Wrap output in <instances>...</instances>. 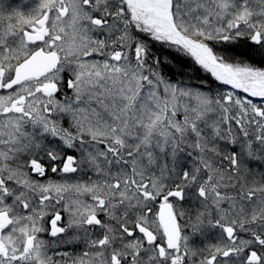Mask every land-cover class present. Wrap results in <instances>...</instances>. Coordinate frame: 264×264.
Masks as SVG:
<instances>
[{
  "label": "flooded vegetation",
  "instance_id": "flooded-vegetation-1",
  "mask_svg": "<svg viewBox=\"0 0 264 264\" xmlns=\"http://www.w3.org/2000/svg\"><path fill=\"white\" fill-rule=\"evenodd\" d=\"M118 18V0H0V264L201 262V255L196 253L190 261L184 249L170 247L166 238L155 237L148 243L137 236V219L149 222L152 230L161 203L169 199H159L153 210L146 207L136 211L135 207V226L132 224L127 233L123 228L113 233L91 224L86 219L88 214L84 216L85 210L92 208L97 210L92 215L101 217L102 222L104 204L109 200L104 197V187L109 183L96 181L103 176L100 165L93 166L90 173L86 154L94 139L83 120L89 106L104 107L100 102L104 87H125L120 85L116 69L125 54L117 58V50L108 55L91 51L97 38L107 41L106 35L115 30ZM242 30L236 23L233 32ZM253 35L251 41L255 43ZM52 55L57 61L53 67ZM33 57L38 58L40 67L34 74L25 75L20 67ZM134 63L129 59V65ZM88 95H93L94 103L88 102ZM262 112H256L260 115L256 155H251L241 171H233L229 153L232 145L223 141L215 143L213 170L208 171L211 167L204 165L202 172H209L211 183L221 187L222 193L229 192L228 197L235 196L244 204L254 197L260 200V218L264 220ZM102 152L98 150V155ZM250 168L259 172L256 195L243 179L239 180ZM218 199L219 195L213 198ZM186 202L190 205L193 200H185L183 195L181 207ZM113 204L120 209L121 202ZM198 208L200 211L199 203ZM213 215L209 236L216 257L211 264L230 254L236 264H264L263 223L251 229L255 234L238 230L234 234L232 228L228 229L231 241L240 244L232 246L234 252L222 253L216 243L219 237L228 239L224 235L227 228L217 225V209ZM236 253L239 255L234 256Z\"/></svg>",
  "mask_w": 264,
  "mask_h": 264
},
{
  "label": "trees",
  "instance_id": "trees-1",
  "mask_svg": "<svg viewBox=\"0 0 264 264\" xmlns=\"http://www.w3.org/2000/svg\"><path fill=\"white\" fill-rule=\"evenodd\" d=\"M187 1L189 2V12L186 17L194 19L196 16L197 22H201V26H207L210 22L211 33L197 37L185 31L179 24L178 15L182 0H174V15L181 31L210 46L221 61L231 65L230 59L240 71L244 66L264 71V0ZM118 2L119 22L117 27H114L115 30L111 31V34L109 32L106 35L108 36L107 41H99L98 38L94 40L91 51L103 52L108 55L117 50L125 55H132L136 67L144 73L146 79L140 92L142 93L150 88L149 90H151L155 99L154 104L162 105L168 114L164 117L162 112L164 123L153 125L147 132L146 140L148 139L151 144V147H148L149 155L141 149L140 143L135 144V147L128 146L125 158L131 162L126 163L127 168L119 174L120 178L116 174V178L113 177L116 170H112L114 156L111 154L104 155L101 153L99 159L96 160L98 155L87 153V161L89 154L88 166L90 173L92 168L95 169L91 164L98 163L103 176L96 178V181L114 182L115 186L119 185L120 187L116 189V195L122 198L129 194L130 188L140 187L143 182H147L149 185V183L153 182L154 184L161 181L162 174H166L165 179L167 178L172 182L170 185L173 183L176 185L178 181L181 184H186L185 186L189 187L190 192L188 196H192V198L198 195L196 188L204 186L207 194L201 197L202 210H195L194 212L198 217L210 218L215 211L213 197L217 195L218 190L211 187L209 175H207L209 172H202V166L207 165L206 160L209 159L210 150H212L206 143L207 139L212 137L218 142L219 140L229 142L232 145V151L229 152L231 153L230 158L235 160L237 167L240 169L247 159L245 154L247 145L252 147L254 143L251 139L256 142L258 138L257 124L255 123L258 102L243 92L216 81L210 72L195 61L185 47L181 44L177 45V43L160 40L153 25L147 26L143 22L134 20L124 0H118ZM230 3L235 4L236 7L227 10ZM192 8L200 12L199 15H202V17L192 15V10H190ZM211 23L218 25L219 29L212 31ZM236 23L243 28L244 33L242 31L239 33L233 32ZM253 31L261 33L260 44L252 43ZM225 36L230 37V40H225ZM116 46L118 48L115 49ZM220 54L228 59L225 57L221 59ZM137 68L133 67L134 70ZM238 68L234 67L235 70ZM121 72L124 74L125 71ZM127 74H130V72L126 71L122 79L125 85H128L130 79ZM120 78H122V75H120ZM179 88L184 90L182 91ZM198 95H200V99H198ZM177 102L179 103L178 106L184 107L183 113L177 110ZM259 106L264 109V103L259 104ZM98 111H100L98 117L102 116L104 107L98 108ZM85 115L91 117L89 110ZM104 116L106 115L104 114ZM170 117L174 119L175 124L180 129L184 128L182 130L184 133H177L170 124ZM247 138H249V142ZM107 144H111V142ZM250 154L256 155V153ZM178 157L184 162L176 163L175 159ZM135 158H140L143 165L135 164L133 161ZM210 159L209 162L213 160V158L211 161ZM176 164L179 166L177 167ZM134 165L142 170L145 168L146 174L143 173L145 174L143 176H140L142 174L130 175L136 172ZM212 170L213 168L208 169L210 172ZM233 170L235 169L233 168ZM108 175L111 178L107 177ZM239 180H242L241 177ZM107 188L108 185H105L104 189ZM174 188L177 189L179 186L177 185ZM170 189L171 187L168 190ZM130 191L136 192L135 190ZM142 192L139 190L137 193L143 196L144 193ZM256 192L257 190H254L253 193L256 195ZM104 195H107L105 190ZM125 204L127 202L121 204V206H125ZM227 207L230 210L234 209L240 212L238 218L246 222L244 212L247 209L244 202L236 199L235 203L229 202ZM121 211L126 210L121 208ZM194 212H190V214L194 215ZM119 216H121V220L126 218L122 217L123 212H120ZM248 221L251 220L248 219ZM242 224L244 225V223ZM250 225L243 226V229L249 230L250 234H255ZM109 227H111L110 224ZM115 228L120 229L118 223ZM208 243L209 246L197 245L196 248L201 255L208 254L212 250V244ZM220 243L226 246L225 242Z\"/></svg>",
  "mask_w": 264,
  "mask_h": 264
},
{
  "label": "rangeland",
  "instance_id": "rangeland-1",
  "mask_svg": "<svg viewBox=\"0 0 264 264\" xmlns=\"http://www.w3.org/2000/svg\"><path fill=\"white\" fill-rule=\"evenodd\" d=\"M129 1V4L132 7V12H134V18L135 19H139L145 23L154 25V27L156 28V32H157V36L160 40L164 41V42H172V43H177L181 44L175 37L174 35H171V32L168 28L167 25V21L164 18L163 15V10L161 8H159L158 6H156L155 4H147V5H140L138 4V0H127V2ZM232 3V2H231ZM228 6L229 8L227 10H230L231 8H235V4H231ZM77 3L75 4V8L77 9V13H78V9L79 7H77ZM192 10V15H199L200 12H198L197 10H194L193 8L190 9ZM189 12V2L187 0H182V4L180 6L179 9V24L183 27V29L187 32L192 33L193 35L201 36L204 34H208L210 32V28L207 26H201V22H197V17L195 16L194 19H187L188 16L186 17V15ZM76 14V13H75ZM208 19V18H207ZM77 20V19H75ZM78 23H79V18H78ZM210 24V22H209ZM212 26V31H217L216 29H219L218 25H215L213 23H211ZM211 33V32H210ZM226 39H230V37H226L225 36V40ZM183 47H185L183 44H181ZM180 45V46H181ZM179 46V47H180ZM186 48V47H185ZM187 49V48H186ZM76 50V48H75ZM187 51H189L187 49ZM186 51V52H187ZM115 54V53H113ZM120 54H122L121 51H116V57L118 58L120 56ZM221 55V54H220ZM225 56L221 55L220 58L223 59ZM122 58V57H121ZM227 58V57H225ZM129 59H132V55H128L126 54L125 56H123V61H121L120 64L117 65L116 69L119 71V74L122 75V78H120V75H118V79H120V82L122 85H124V81H122V79L124 78V74L125 72H130V74H127L128 77L131 79L129 81V85L128 88L126 86L127 91L125 93L122 92V90H124V87L122 86V90L121 89H110L108 87H104V94L102 95L100 102L104 105V112L102 114V116L98 117V108H102V106H89L91 107V110H89V112L91 113V117H87L85 118V120H83V124H86L87 126H89V129L87 131L90 132V134H92V138L94 139V141L89 142V147H90V151L89 154L91 155V153H93L94 155H98L97 152L98 150H102L103 154H111V155H115V157L117 158V164L118 166L125 170L123 166L126 165L127 162H129L126 158L125 155H127V150L129 144L131 145H135V144H139L141 146V149H143V151L146 152L147 155H149V148L151 147L150 142H148V139L146 140V137L148 136V131L150 130V128L153 125H158L160 123H164V117H166V114H168V112L166 113L165 110L163 109L164 107L161 105H155V99L151 93V90H149L150 88H147L145 91H143L142 93L140 92L141 89L143 88L142 84L143 82L146 80L145 79V75L144 73L141 72L140 69H138L136 67V64H130L129 65ZM228 59V58H227ZM232 68H238L236 65H234V63L229 59ZM137 68L136 70L133 69V67ZM234 66V67H233ZM247 66H244L243 69L240 71V69L238 68L237 72H235L237 74V76L240 78V80L243 82V84H245V86H251L254 88H261L264 89V71L261 70H255V69H250V68H246ZM132 68V69H131ZM121 71H125L124 74ZM134 71V72H132ZM136 71V72H135ZM117 77V75H116ZM116 79V78H115ZM182 91L184 90L183 88H179ZM181 91V92H182ZM187 92V91H186ZM260 93L264 92L259 91ZM188 93V92H187ZM190 94V93H189ZM263 94V93H262ZM189 96V95H188ZM200 95H198V99H200ZM88 102L90 104L94 103V99H93V95L90 96L88 95ZM178 103V102H177ZM154 105V106H153ZM179 103L176 105L177 110L180 113L184 112V107L183 106H178ZM200 105V104H199ZM188 106V105H187ZM162 112L164 113V117L162 116ZM97 115V116H95ZM104 114L106 116H104ZM163 117V118H162ZM133 118V119H132ZM171 119V126L174 127V129L177 131V133H184L182 130L184 129H180L178 127L177 124H175L176 122L174 121V119H172V117H170ZM100 128V129H99ZM146 133V135H145ZM116 134H118L120 137H117ZM97 141V142H96ZM107 141V142H106ZM100 142V143H99ZM108 142H111V144H107ZM217 142V140H215L214 138H208L207 139V145L211 147L212 151H215V143ZM149 147V148H148ZM117 150V152H114V150ZM89 154H88V161H89ZM99 159V155L96 157V160ZM176 163H182L184 162L183 160H180L179 157L175 159ZM100 163V161H99ZM90 164V163H89ZM91 165L98 167L99 164L94 162ZM141 166V165H139ZM176 166L178 167L179 165L176 164ZM209 167V166H208ZM116 170V169H115ZM249 172L245 175H243L241 177V179H243L244 181V185L246 187H249L252 190H257L259 187V172L257 169L255 168H250L248 169ZM114 173L116 174V172L114 171ZM119 175V172H118ZM162 179L161 181H163V179H165L166 174H162ZM107 177L111 178L110 175H108ZM115 178V176H113ZM156 183V184H155ZM153 184L152 183H146L143 182L141 184L140 187H137V190L139 191H144L145 196L148 197L150 196V192L154 191V196L157 195H162L164 193L163 189L165 187V184L158 181L155 182ZM172 182H170L171 184ZM156 185V186H155ZM119 186V185H117ZM174 186V185H173ZM152 187V188H151ZM135 188H130L129 190H133ZM232 190V188H230ZM220 192H219V203H221L222 205H227V203L229 202H236V197L232 196V197H228L226 195H229V192L227 193H222L221 192V188H219ZM235 190V189H233ZM136 191V192H138ZM148 191V192H146ZM163 191V192H161ZM143 193V192H142ZM148 203V208L150 210H153V203L146 201ZM238 202V201H237ZM96 205V204H95ZM260 200H257L256 197H254L253 199L249 200V203L246 205V209L244 212V215L246 216L245 219L246 222L241 219L238 218L239 217V213L240 212H234L233 210H230L228 207L223 206L222 207V211L221 214L218 215V223L217 225L219 227H222L224 223H226L223 227H238V230H244L243 226H246L248 224H251V228L252 226L255 228L259 222L264 224V220L260 217L261 213L260 210L262 208H260ZM99 207V204H98ZM106 207V208H105ZM194 208H198V206L196 204H193ZM104 208L102 211V214H105L106 217H109L113 214V210H109L107 208V205L104 204ZM92 209V208H91ZM89 210L91 212H96L94 210ZM142 209H145L144 207H142ZM185 207H181L180 210H184ZM199 209V208H198ZM132 209L129 208L128 212H131ZM88 212V211H87ZM242 214V213H241ZM228 215H232L231 216V221L226 219L225 217ZM84 216H86V213L84 214ZM90 216V215H89ZM89 216L86 218L88 220ZM106 217L103 220H101L104 225ZM121 216L118 215L117 218V222L115 220H113L112 223V229L114 230L115 226H117V223L120 226V229L123 227L125 228V233H127V231H129V227H128V223L124 220L120 219ZM189 220H194L191 217L188 216ZM199 219V218H198ZM248 219H250L251 221H248ZM146 221L144 219H142L141 222ZM231 225H230V224ZM244 223V225L242 224ZM132 224V222H131ZM117 230H120L118 228H116ZM127 229V231H126ZM186 230L188 229L187 226L185 228ZM227 229L225 230L226 233L224 232V235L226 237L227 234ZM157 230H159L157 228ZM233 232L234 234H238V232L233 228ZM116 233H119L116 231ZM219 234V233H218ZM228 237V247L227 249L233 245H238L237 243H233L231 241V238H229V235L227 234ZM190 238V234H185L184 233V239H189ZM239 253V252H237ZM234 254V256H238L239 254ZM200 255V254H199ZM230 264V263H228Z\"/></svg>",
  "mask_w": 264,
  "mask_h": 264
},
{
  "label": "water",
  "instance_id": "water-1",
  "mask_svg": "<svg viewBox=\"0 0 264 264\" xmlns=\"http://www.w3.org/2000/svg\"><path fill=\"white\" fill-rule=\"evenodd\" d=\"M154 1L163 6L170 27L177 38H179L189 48H195L201 51H208L210 53L211 68H214L215 70L220 69V72L227 80V81H222L223 83L229 84L230 86L236 88L237 90L251 94V91H249L246 87L243 86V84L241 83L239 78L234 74V72L228 66L224 65L223 63L219 62L216 59L215 55L213 54L212 50L209 47L203 45L199 41L190 39L189 37L185 36L179 31V29L177 28L174 22V16L172 11L173 0H154ZM255 37L258 38L259 33H256ZM52 57L53 59L51 61V65L53 67L55 63H57V61H56V56L52 55ZM37 60L38 58L33 57L31 60L24 63L23 67H20V68H24L23 72L25 75H31L30 73H33L35 70H37L40 67L37 64L38 63ZM171 195H176L178 197H181V193L179 192H172ZM159 221L162 224L163 230L166 236L168 237V239L170 240L171 245L175 246L180 236V229L178 226L176 215L174 214L170 204L165 203L161 206L159 212ZM141 230L148 236V239L152 237V234L148 230L142 227Z\"/></svg>",
  "mask_w": 264,
  "mask_h": 264
},
{
  "label": "bare ground",
  "instance_id": "bare-ground-1",
  "mask_svg": "<svg viewBox=\"0 0 264 264\" xmlns=\"http://www.w3.org/2000/svg\"><path fill=\"white\" fill-rule=\"evenodd\" d=\"M154 0H138V4H142V5H147V4H151V3H155L156 5L160 6L161 4L153 2ZM161 7V6H160ZM194 57L198 60V62L200 64H202L203 66H205L206 68L212 70L213 74L215 75V77L220 80V81H227L225 79V77L222 75V73L220 72V69H214L211 68V59H210V53L208 51H201L195 48H190Z\"/></svg>",
  "mask_w": 264,
  "mask_h": 264
}]
</instances>
